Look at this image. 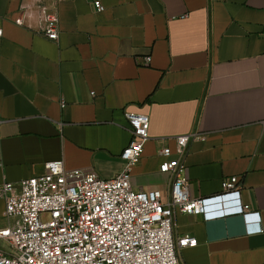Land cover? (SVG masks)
Instances as JSON below:
<instances>
[{"label": "crops", "instance_id": "crops-1", "mask_svg": "<svg viewBox=\"0 0 264 264\" xmlns=\"http://www.w3.org/2000/svg\"><path fill=\"white\" fill-rule=\"evenodd\" d=\"M45 8L59 17L57 42L43 34ZM0 29V187L56 161L114 179L132 141L125 113L145 114L134 190L169 200L161 149L176 159L175 138L197 134L182 160L192 198L238 177L258 214L249 234L244 216L177 212L176 237L198 240L183 262L264 264V0H0ZM5 212L0 196V228Z\"/></svg>", "mask_w": 264, "mask_h": 264}, {"label": "built area", "instance_id": "built-area-1", "mask_svg": "<svg viewBox=\"0 0 264 264\" xmlns=\"http://www.w3.org/2000/svg\"><path fill=\"white\" fill-rule=\"evenodd\" d=\"M95 6L104 10L100 1ZM42 18L44 36L57 42L58 15L45 8ZM16 24L23 26L22 18ZM3 35L0 29V38ZM125 117L132 141L121 155L125 169L114 179L92 170H68L63 161H56L45 165L44 175L0 187L9 222L0 228V264H185L181 252L197 247L198 240L176 237L177 212L205 221L240 215L247 218L249 234L261 232L260 227L250 228L248 222L258 214L241 203L238 177L224 180L220 195L192 198L182 160L197 134L175 138L176 159L170 160V146L161 149L166 161L160 171L173 179L169 200L159 191L134 190L131 172L150 140L151 119L131 112Z\"/></svg>", "mask_w": 264, "mask_h": 264}]
</instances>
